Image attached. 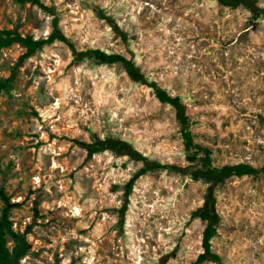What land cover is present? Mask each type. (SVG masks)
Returning a JSON list of instances; mask_svg holds the SVG:
<instances>
[{"label": "rangeland", "instance_id": "374dc122", "mask_svg": "<svg viewBox=\"0 0 264 264\" xmlns=\"http://www.w3.org/2000/svg\"><path fill=\"white\" fill-rule=\"evenodd\" d=\"M56 28L68 42L49 40ZM93 50L182 98L196 160L175 109ZM78 142L117 146L91 155ZM207 152L219 167L264 165L262 17L218 0H0L9 264L196 262L210 185L193 177ZM215 198L224 264H264V175L230 179Z\"/></svg>", "mask_w": 264, "mask_h": 264}, {"label": "trees", "instance_id": "16d2710c", "mask_svg": "<svg viewBox=\"0 0 264 264\" xmlns=\"http://www.w3.org/2000/svg\"><path fill=\"white\" fill-rule=\"evenodd\" d=\"M218 1L221 5L230 8L245 6L249 9L253 17H262L264 19V8L259 6L255 0ZM103 19L112 25L113 22L111 18L104 16ZM49 40L51 42L56 40L68 42L67 38L58 28L55 29V32L49 37ZM31 45L36 47L39 45V42L32 43ZM88 54L92 55L97 61L104 64H121L126 69V72L132 81L152 90L160 103L174 108L185 145L194 153V159H197L196 157L198 155V151H201L202 147L195 143L194 132L192 130L193 122L188 114L187 106L180 96L172 95L164 89L159 82L150 81L132 59H129L122 54L107 53L103 50H93ZM78 144L88 149L91 155H94L98 151L112 149L117 146V143H109V146H103L102 143L88 144L78 142ZM133 154L137 155L136 153ZM139 157L141 158V156ZM199 162L201 164V169L196 172L193 178L197 180H205L210 185V188L206 194L204 204L199 207L195 213V216L205 222L207 226L203 232L201 242L202 252L198 256L197 261L192 264H205L206 262L224 264L221 255L214 250L213 244V240L218 234V223L220 218L216 205L215 188L233 178L258 177L264 175V165L256 167L249 163H235L219 167L214 164V161L210 156V152H207L205 156L199 158ZM173 169H177L181 172H185L187 170V168L176 166H173ZM2 199L4 207L0 210V264H9L12 260V254L8 248L7 231L13 205L4 194H2ZM21 248V251L25 250L24 245H22Z\"/></svg>", "mask_w": 264, "mask_h": 264}]
</instances>
